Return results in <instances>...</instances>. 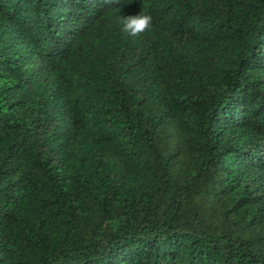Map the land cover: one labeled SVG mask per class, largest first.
<instances>
[{
	"label": "trees",
	"instance_id": "1",
	"mask_svg": "<svg viewBox=\"0 0 264 264\" xmlns=\"http://www.w3.org/2000/svg\"><path fill=\"white\" fill-rule=\"evenodd\" d=\"M0 264H264V0H0Z\"/></svg>",
	"mask_w": 264,
	"mask_h": 264
},
{
	"label": "clouds",
	"instance_id": "2",
	"mask_svg": "<svg viewBox=\"0 0 264 264\" xmlns=\"http://www.w3.org/2000/svg\"><path fill=\"white\" fill-rule=\"evenodd\" d=\"M122 31L131 37H137L149 30L152 24V17L149 14H136L123 18Z\"/></svg>",
	"mask_w": 264,
	"mask_h": 264
}]
</instances>
